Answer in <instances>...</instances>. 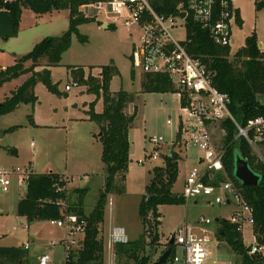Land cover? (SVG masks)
Instances as JSON below:
<instances>
[{
    "label": "rangeland",
    "instance_id": "1",
    "mask_svg": "<svg viewBox=\"0 0 264 264\" xmlns=\"http://www.w3.org/2000/svg\"><path fill=\"white\" fill-rule=\"evenodd\" d=\"M12 1L14 0H7L9 3ZM236 6L244 23L242 26L233 25L232 55L245 46L246 38L253 33H256L259 47L264 52V8L259 9L256 0H236ZM24 10L30 9L23 8ZM27 13L20 25L18 39H0V63L5 64L7 68L16 64L14 55L21 58L46 37L61 36L69 29L70 21L66 14L54 15L51 18L48 15L33 23ZM84 13L95 19L79 27L80 35L85 36L87 41L83 43L76 34L73 35L71 47L63 54L60 64L49 68L52 82L57 84L60 93L49 91L43 82H39L35 89V107L32 104H23L12 113L0 114V164L10 169L34 170L38 174L54 172L69 176L72 180V185L69 186L70 204L78 197L76 189L87 188L84 209L89 215L103 190L106 172L102 161L103 143L99 137L101 129L97 122L89 119L88 111L91 103L96 102V109L101 113L104 103L102 97L88 92L85 85L73 87L71 92H66L65 88L74 82L72 68H83L87 74L91 73L95 78L101 79V67L115 65L120 74L113 78L111 91L127 92L133 102L126 113L130 115L137 109V116L129 134L131 148L128 171L124 176H117L115 180L114 221L116 225L125 227L130 241L134 242L140 240L145 231L139 215V206L146 186L153 178L154 168L164 165L162 159L152 162L147 158L148 163L144 166L139 165L138 161L155 151L156 147L151 143V139L155 137L164 139L161 152L168 154L169 146L166 144L175 138L179 103L172 92L149 93L143 90L144 75L139 69L133 68L131 61L132 49L140 37V32L135 26L128 29L118 23L116 28H106L103 24L110 23V19L105 9L98 10L87 6ZM170 31L179 41L187 38L183 22H178ZM30 65V62L26 63V67ZM45 67L44 62L36 69L42 71ZM23 79H16L7 84L2 95L9 94V90L21 84ZM259 99L264 105V95ZM74 104L77 106L74 107ZM168 119H171L175 127L167 125ZM212 130L217 146L222 147L226 134L217 126ZM254 153L257 158H264V145H259ZM202 157L203 153L196 148L180 153L179 174L172 187L174 194L183 193L185 182L194 168L203 169V165L199 163ZM25 196L26 188L19 187L17 177L12 178L9 192L0 190V247L23 248L24 245L30 244L31 249L25 264H36V256L44 252L45 245L59 240L63 233L47 221L30 223L26 217L20 216L18 204ZM233 210L234 206H210L202 199L199 203L191 200L184 204L160 206L161 220L157 230L160 244L147 247V254L154 262L158 260L167 249V239L186 221L195 222L202 216L210 218L213 223L209 229L215 232L222 226V223L216 220H230ZM105 212L104 222L108 226V205ZM151 221L153 222V218ZM243 241L246 245L253 241L251 228L244 229ZM176 252L179 257L182 256L179 247ZM210 253L209 264H225L227 261L239 260L226 240L214 233ZM54 258L57 264L64 261L61 246L56 247ZM121 262L135 264L133 260H127L123 256ZM167 264L180 263H173L169 258Z\"/></svg>",
    "mask_w": 264,
    "mask_h": 264
},
{
    "label": "trees",
    "instance_id": "2",
    "mask_svg": "<svg viewBox=\"0 0 264 264\" xmlns=\"http://www.w3.org/2000/svg\"><path fill=\"white\" fill-rule=\"evenodd\" d=\"M106 0H0V39L9 40L19 35L23 8L30 9L36 14H47L52 11H70L69 29L61 36H49L37 43L32 51L21 57L11 67H0V91L5 83L12 82L22 76H28L26 81L14 90L4 102L0 101V114L12 113L23 104L37 102L35 87L43 82L49 91L59 94L57 84L52 82L50 67L58 66L63 54L72 44L73 35L81 42L87 38L80 35L82 24L95 21L86 16L84 7L105 2ZM183 0H151L154 8L161 14H170ZM259 9L264 8V0H256ZM243 19L238 17L237 24L243 25ZM109 28H113L110 26ZM187 50L194 57L201 59L208 69L215 73L214 86L228 94L231 103L229 109L235 120L246 125L251 119L263 116L264 105L259 97L264 95V52L259 47L256 33L248 36L245 46L232 55L231 46L221 47L211 40L208 33L199 25L188 20ZM44 61L42 62V60ZM31 63L26 67V63ZM46 63L42 71L37 66ZM101 79L86 73L83 68H72L71 73L75 82L88 87V92L103 98L104 110L95 111V102L91 103L88 111L89 119L100 126L102 132V161L105 165L106 177L99 200L87 215L84 209V199L88 189H76L78 197L70 204V211L88 221L84 250L79 254V262L84 264H100L102 262L103 242L99 239V225L104 223L105 209L109 194H113L117 176H124L130 164V129L136 119L137 109L127 114L126 110L133 98L125 91H111L113 78L120 74L118 68L109 64L101 67ZM142 88L145 92L174 93L170 79L164 75H144ZM225 130L223 164L228 176L241 189L245 200L254 210V231L260 243L264 244V162L253 153L252 148L243 138H237L238 131L230 119L222 123ZM239 150L250 168L261 176L257 186H244L234 177L235 151ZM180 155L172 152L164 158L163 166H156L153 178L146 186V191L139 206V215L144 224V233L140 240L130 242L119 248L122 256L133 260L135 264H152L154 261L147 254V247L160 244L158 225L161 214L159 207L163 205L184 204L186 200L172 192L179 174ZM60 175L54 172L33 174L26 186V196L18 204V214L28 219V222L56 220L62 217L60 208L54 201L63 198L64 194L56 193L55 183ZM63 185V183H61ZM153 218V222L151 221ZM222 226L218 229V237L224 238L232 251L241 257L243 264H264V257L251 258L247 255L242 242V236L228 221L220 220ZM147 226V227H146ZM147 231V234H145ZM169 247V243L166 245ZM171 262L175 255L172 246ZM164 252V251H163ZM28 251L16 247H0V264H25ZM127 264V263H125Z\"/></svg>",
    "mask_w": 264,
    "mask_h": 264
},
{
    "label": "built area",
    "instance_id": "3",
    "mask_svg": "<svg viewBox=\"0 0 264 264\" xmlns=\"http://www.w3.org/2000/svg\"><path fill=\"white\" fill-rule=\"evenodd\" d=\"M90 6L98 10L105 9L110 19V23H107L110 26L117 27L118 23H122L128 29L135 26L139 30V40L131 53L133 68L139 69L142 75L168 77L178 98L175 138L166 144L169 146L168 154L161 152L164 139L152 138L151 143L155 145V151L145 159L139 160V165H147V158L152 162L159 159L164 161L172 152L180 155L182 151L193 148L200 150L203 157L199 159V163L203 165V169H193L180 196L186 201L200 202L202 199L210 206L223 204L234 206L231 218L227 221L241 234L249 257H264V244L259 242L254 231V210L245 200L241 189L226 173L223 164L224 144L222 147L217 146L212 130L217 126L225 134L222 123L230 119L238 131L237 138L245 139L254 153L259 145L264 144V117L251 119L244 126L239 124L229 109L230 97L214 86L215 73L208 69L201 59L194 58L188 52V34L186 40L179 41L170 31L178 22H183L187 30V23L190 20L205 30L214 44L221 47L231 46L233 25L237 24L240 15L236 0H183L170 14L159 13L151 0H106ZM182 14L185 15L184 18L181 17ZM78 86L80 84L74 81L73 84L66 85V91ZM167 125L175 127L171 119H168ZM258 159L264 162V158ZM33 174L35 172L30 169H10L0 164V190L9 192L13 177H17L19 187L26 188ZM71 183L70 177L64 175H60L59 182L55 183L56 193L64 194L63 198L54 201L60 208L62 217L47 222L61 230L63 236L45 245L44 252L36 257V264H57L54 258L57 246L62 247L64 259L59 264H84L79 262V254L84 250L88 221L70 211ZM107 205L109 224L107 226L104 222L99 225V239L103 242L100 264H122L119 248L129 245L131 241L125 227L115 224L113 194L108 195ZM212 223V219L202 216L195 222L186 221L180 225L167 240L169 243L174 237L176 250L177 247L182 250L181 257L175 252L172 262L209 264L213 233L218 237L217 230L213 232L209 229ZM246 227L251 228L253 237L249 245L243 241ZM22 249L29 251L31 245L26 244ZM236 256L239 259L237 262L227 261L225 264H243L241 257Z\"/></svg>",
    "mask_w": 264,
    "mask_h": 264
},
{
    "label": "water",
    "instance_id": "4",
    "mask_svg": "<svg viewBox=\"0 0 264 264\" xmlns=\"http://www.w3.org/2000/svg\"><path fill=\"white\" fill-rule=\"evenodd\" d=\"M182 18L185 17L184 14L181 15ZM108 27V24L105 26ZM1 109V107H0ZM102 132L99 137H102ZM234 177L244 186H257L260 183L261 176L255 173L249 166L248 162L242 157L240 151L237 149L235 151V169H234ZM219 221L218 219L216 220ZM175 243V238L172 237L169 240V247L162 253V255L153 262L152 264H167L169 258L172 254L173 248L172 246Z\"/></svg>",
    "mask_w": 264,
    "mask_h": 264
},
{
    "label": "crops",
    "instance_id": "5",
    "mask_svg": "<svg viewBox=\"0 0 264 264\" xmlns=\"http://www.w3.org/2000/svg\"><path fill=\"white\" fill-rule=\"evenodd\" d=\"M84 9H85V7L82 9L83 11H84ZM28 12V13H27ZM29 14L28 15V17H29V20H32L33 21V23H35V21L37 20V19H39V18H43V17H47L48 15H49V18H51L52 16H54V15H56V16H60V15H62V14H66V16L68 15V17H69V21H70V11L69 10H62V11H52V12H50V13H47V14H43V15H40V14H36L35 12H33L32 10H24L23 11V15H22V19H21V23H22V20H23V18H24V15L25 14ZM239 14H240V17L242 18V16H241V13H240V11H239ZM243 19V18H242ZM243 22H244V20H243ZM108 23H104L103 24V27H105L106 25H107ZM21 25V24H20ZM108 27H110V25H108ZM113 28H116V27H113ZM19 36H20V31H19V35L16 37V38H12V39H18L19 38ZM232 43V42H231ZM26 45V44H25ZM34 48V47H33ZM18 58H20V57H17L16 55H14V57H13V59H14V63H15V61H17L18 60ZM14 65V64H13ZM0 67L2 68V69H6L7 67L5 66V64H2V63H0ZM102 70V69H101ZM37 71H39V69H37ZM24 78V79H23ZM28 78V76H22V77H20V78H18V79H23V82H21V84H18V85H15L13 88H11L10 90H9V94H3L2 95V91H3V89L5 88V86L7 85V84H9V83H11V82H8V83H5L4 85H3V87L1 88V91H0V101L1 102H4V100H5V98L6 97H9L10 95H11V93L14 91V90H16L18 87H20L25 81H26V79ZM80 86H82V85H80ZM16 87V88H15ZM36 87H37V85H36ZM36 87H35V89H36ZM86 88H87V86H86ZM65 90H66V88H65ZM72 91V90H71ZM71 91H66V92H71ZM88 91V90H87ZM174 96H176V95H174ZM177 97V96H176ZM176 102L178 103V98H176ZM77 105L76 104H74V107H76ZM35 107V106H34ZM96 107H97V103L95 102V111L97 112V113H99L98 111H97V109H96ZM21 108V107H20ZM103 112V111H102ZM101 112V113H102ZM130 136V135H129ZM264 145V144H263ZM14 151V150H13ZM15 152V151H14ZM34 171V170H33ZM50 173V172H49ZM36 174H38V173H36ZM72 185V184H71ZM80 189H87V188H80ZM75 192H76V190H75ZM69 194H70V190H69ZM70 199V198H69ZM195 203H199V201H195ZM91 213V212H90ZM89 213V214H90ZM106 213V212H105ZM87 214V213H86ZM219 221L221 220L220 218L218 219ZM223 220V219H222ZM225 221H227V220H225ZM219 229V228H218ZM218 229H216L217 231H218ZM169 239V238H168ZM167 239V240H168ZM166 243H167V241H166ZM168 248V247H167ZM175 252H176V247H175ZM37 257V256H36ZM171 257V256H170Z\"/></svg>",
    "mask_w": 264,
    "mask_h": 264
}]
</instances>
